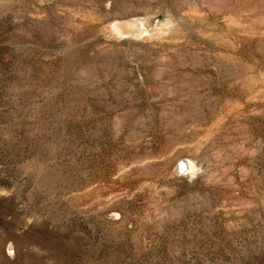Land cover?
Here are the masks:
<instances>
[{"label":"rangeland","instance_id":"obj_1","mask_svg":"<svg viewBox=\"0 0 264 264\" xmlns=\"http://www.w3.org/2000/svg\"><path fill=\"white\" fill-rule=\"evenodd\" d=\"M0 264H264V0H0Z\"/></svg>","mask_w":264,"mask_h":264},{"label":"bare ground","instance_id":"obj_2","mask_svg":"<svg viewBox=\"0 0 264 264\" xmlns=\"http://www.w3.org/2000/svg\"><path fill=\"white\" fill-rule=\"evenodd\" d=\"M139 26L140 25L137 23H133V22H126L125 23L124 22V23L118 24V26H116V28L118 29L119 33H127L128 31L138 29ZM185 165H187V167L190 168L188 164H185Z\"/></svg>","mask_w":264,"mask_h":264}]
</instances>
